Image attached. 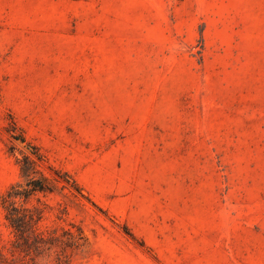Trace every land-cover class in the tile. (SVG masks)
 <instances>
[{
  "label": "rangeland",
  "instance_id": "rangeland-1",
  "mask_svg": "<svg viewBox=\"0 0 264 264\" xmlns=\"http://www.w3.org/2000/svg\"><path fill=\"white\" fill-rule=\"evenodd\" d=\"M23 165L0 264H264V0H0V197Z\"/></svg>",
  "mask_w": 264,
  "mask_h": 264
},
{
  "label": "trees",
  "instance_id": "trees-1",
  "mask_svg": "<svg viewBox=\"0 0 264 264\" xmlns=\"http://www.w3.org/2000/svg\"><path fill=\"white\" fill-rule=\"evenodd\" d=\"M22 172L28 177V188H24L21 191L15 192L9 191L6 196L0 197V202L5 206L6 210L9 211L6 215L7 219L10 220L12 226L19 232V235L21 237H24V231L22 229L23 227L21 224L25 222V215L21 211H19L20 209L13 206L15 198H28L31 194L35 192H52V188L48 185L49 179L46 176H43V178L39 180L35 179L31 176L28 169H26L24 165L22 166ZM67 182L70 183V180L67 179ZM9 206L11 208H9ZM40 240L44 241V238L40 237Z\"/></svg>",
  "mask_w": 264,
  "mask_h": 264
}]
</instances>
